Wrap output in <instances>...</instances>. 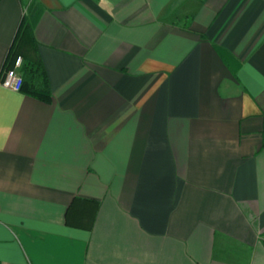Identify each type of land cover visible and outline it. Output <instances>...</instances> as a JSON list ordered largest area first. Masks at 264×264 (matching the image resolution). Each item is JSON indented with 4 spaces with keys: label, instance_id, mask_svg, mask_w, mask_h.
<instances>
[{
    "label": "crops",
    "instance_id": "0c3cea01",
    "mask_svg": "<svg viewBox=\"0 0 264 264\" xmlns=\"http://www.w3.org/2000/svg\"><path fill=\"white\" fill-rule=\"evenodd\" d=\"M18 57L0 264H264V0H0Z\"/></svg>",
    "mask_w": 264,
    "mask_h": 264
},
{
    "label": "trees",
    "instance_id": "16d2710c",
    "mask_svg": "<svg viewBox=\"0 0 264 264\" xmlns=\"http://www.w3.org/2000/svg\"><path fill=\"white\" fill-rule=\"evenodd\" d=\"M189 20L190 17L187 19V24ZM21 29L30 35V25L25 19L21 22ZM18 71L22 79L19 90L43 100L49 99L50 89L44 66L40 60L22 59Z\"/></svg>",
    "mask_w": 264,
    "mask_h": 264
},
{
    "label": "built area",
    "instance_id": "2783aa9c",
    "mask_svg": "<svg viewBox=\"0 0 264 264\" xmlns=\"http://www.w3.org/2000/svg\"><path fill=\"white\" fill-rule=\"evenodd\" d=\"M19 66L20 57L15 60L13 67L5 71L3 77L0 79V85L9 90L18 91L22 82L21 75L18 71Z\"/></svg>",
    "mask_w": 264,
    "mask_h": 264
}]
</instances>
